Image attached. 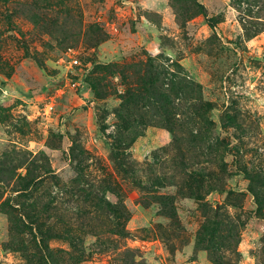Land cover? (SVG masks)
I'll return each mask as SVG.
<instances>
[{"label":"rangeland","instance_id":"obj_1","mask_svg":"<svg viewBox=\"0 0 264 264\" xmlns=\"http://www.w3.org/2000/svg\"><path fill=\"white\" fill-rule=\"evenodd\" d=\"M199 3L215 27L192 0H0V159H26L23 175L51 171L31 194L30 203L41 202L37 221L18 213L22 223L14 224L16 193L0 184V264H28L19 245L38 251V228L52 235L44 241L61 264H214L196 245L216 214L222 242L235 225L240 239L236 252H218L225 264H264V219L237 167L241 160L264 171V0ZM147 64L201 89L214 123L209 137L228 147L224 191L208 189L221 181L195 180L197 170L219 167L200 153L182 162L145 100L128 112L142 118L140 134L132 141L121 132L127 89L137 86L131 66ZM92 81L101 83L99 95ZM175 103L182 112L189 102ZM70 186L78 196L68 195ZM198 192L207 207L191 195Z\"/></svg>","mask_w":264,"mask_h":264},{"label":"trees","instance_id":"obj_2","mask_svg":"<svg viewBox=\"0 0 264 264\" xmlns=\"http://www.w3.org/2000/svg\"><path fill=\"white\" fill-rule=\"evenodd\" d=\"M192 1L194 2L193 6L199 10V14L204 15L211 27H215V21L208 17L207 8L199 3V0ZM131 69H133L132 72L136 76V79L132 78V80L136 81L132 82L137 84V86L135 88L127 89V100L124 102V108L122 109L123 111L119 115L121 120H123V128L121 132L128 134L132 132L130 137L132 141L135 140V138L140 134V131L135 127L139 125L142 118L140 119L138 117L135 118V116H130L128 112L133 109L140 108L137 105H139V102H144L143 100H145V104L148 103L150 107L152 106V108L156 109V118H159L160 116L163 117L162 119H159L160 123H158V126L170 133L179 159L182 162H186V159H188L187 156H189L190 159H193V155L200 153L202 156L206 157L208 162L212 163V165L216 164L219 167L218 172L213 171L203 173L204 171L202 172V169L201 171L196 169L198 173L197 175L200 179L195 177V180L199 183L203 182L204 180H216V182L221 181L222 183L224 177L228 173L225 163V157L227 155L226 151L228 150V147H226V144H224L223 141L216 139L217 142H214L209 137L212 135L211 126H214V123L209 117L210 108H206V104L202 101L201 89L197 85L192 84L185 79H181L180 77L173 76L170 78L167 76V72L164 73L160 71L159 68L151 64H147L144 68V71L141 67L139 68L138 65H136L135 68L131 66ZM74 79L78 80V78ZM98 84L99 85H97L95 81H92V86L99 95L101 83L99 82ZM98 86H100V90ZM177 98L189 102L188 106L182 112H179L178 107L176 106L175 100ZM227 118L230 122L229 124L238 128V132L243 129L239 124L232 121L229 117ZM199 123L202 126H199ZM142 124L147 125L149 123L143 122ZM240 132H243V130ZM126 140V137H122L117 141V143H114V145L116 147L124 146L126 144ZM218 155L221 156L220 161L216 160ZM10 160L7 159L2 161L0 159V184H3L5 188L12 187L10 189L16 193V197L13 199L16 202V205H20V209L19 207H11L12 213L9 214L12 215L14 224H18L17 220L21 221L22 223V219L18 213H20L22 217H25V219H28L29 222L37 221L42 218L43 211L42 209H38V205L41 202L38 201L34 204L30 203L31 194L35 188H39L42 185L43 179L48 177V174H50L51 171L48 167L46 169H44V167H39L37 172L40 175L32 173L31 171H28L23 175L18 173V170L25 166L27 160L25 159V163L20 159L17 161L16 158H10ZM195 165V168L202 167V163L199 164L195 162ZM190 166L191 165H188L187 169H189ZM237 167L245 175L246 179L249 180L248 191L254 197L255 203L257 205L256 216L260 219H264V171L250 169L245 164H243L241 160L238 161ZM195 168L193 170H195ZM42 173L47 176L42 178V176H44ZM38 178L40 180H37ZM158 184L159 187L164 186V184H161L160 179H158ZM1 188L2 187L0 186V189ZM223 188L224 185L222 183L220 185H212L208 189L209 191L215 189L224 191ZM198 189L200 188L198 187ZM64 190H66V188H64ZM78 190V187L70 186L66 192L69 196L76 197L78 196ZM199 193L200 192L191 193V195L196 196L195 199L201 202L202 206H206V203H203L204 196ZM234 194L235 192H230V195ZM51 197L52 196L49 197V199H51V201H49L53 203V198ZM155 199L157 203L164 206L168 205V201L170 200L169 197H163L160 195L156 196ZM7 206V203H4L1 206V211L3 213L4 207ZM42 208H44V206H42ZM214 216L215 218H208L207 222L203 224L202 229H200L196 248L210 251L214 264H225L226 261L223 260L222 255H219L218 252L224 248H231L236 252V248L240 243V239L237 234L236 225L230 226L229 229H226V232L231 234L232 238L230 240L228 237H225L227 241L223 243V223L220 221L218 214ZM24 223L26 224V222L23 220V224ZM17 228H19L18 225L15 227L16 232L18 231ZM27 229L28 227H26L25 231ZM30 231L33 232V229ZM38 232L40 236L43 237V239L40 241V245H38V251L31 252L29 247L30 244L25 241H21V244L19 245L26 256L28 264H61V262H63V258L62 254L58 253L60 251L56 252L51 250L44 241V238L52 237L50 232L46 233V231L42 230L41 228H38ZM67 232L68 234L64 235L65 239L67 238L68 241L76 243L77 240L72 236V231L67 230ZM234 234H236L237 237L234 238ZM34 248H36V246Z\"/></svg>","mask_w":264,"mask_h":264},{"label":"built area","instance_id":"obj_3","mask_svg":"<svg viewBox=\"0 0 264 264\" xmlns=\"http://www.w3.org/2000/svg\"><path fill=\"white\" fill-rule=\"evenodd\" d=\"M77 64H78V61H77V60H72V61L70 62L71 67H72L73 65H77ZM77 82H78V81H75V82L71 83V86H72V87L76 86V85L78 84Z\"/></svg>","mask_w":264,"mask_h":264},{"label":"water","instance_id":"obj_4","mask_svg":"<svg viewBox=\"0 0 264 264\" xmlns=\"http://www.w3.org/2000/svg\"><path fill=\"white\" fill-rule=\"evenodd\" d=\"M64 83V82H63Z\"/></svg>","mask_w":264,"mask_h":264}]
</instances>
